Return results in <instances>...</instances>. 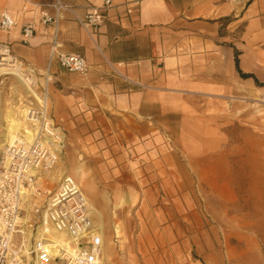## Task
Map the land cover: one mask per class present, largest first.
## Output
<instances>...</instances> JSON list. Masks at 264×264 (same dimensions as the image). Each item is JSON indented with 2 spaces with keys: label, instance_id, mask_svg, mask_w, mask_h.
Segmentation results:
<instances>
[{
  "label": "rangeland",
  "instance_id": "rangeland-1",
  "mask_svg": "<svg viewBox=\"0 0 264 264\" xmlns=\"http://www.w3.org/2000/svg\"><path fill=\"white\" fill-rule=\"evenodd\" d=\"M239 61L264 85V41L250 40ZM0 82L1 153L9 145L5 116L12 111L23 121L20 134L31 130L20 117L40 91L11 75ZM168 103L145 118L47 100L45 119L63 148L54 169L33 178L23 223L31 207L41 215L47 209L59 174L75 181L76 162L94 199L77 184L102 215L104 264H264V86L240 81L216 101Z\"/></svg>",
  "mask_w": 264,
  "mask_h": 264
},
{
  "label": "crops",
  "instance_id": "crops-1",
  "mask_svg": "<svg viewBox=\"0 0 264 264\" xmlns=\"http://www.w3.org/2000/svg\"><path fill=\"white\" fill-rule=\"evenodd\" d=\"M30 1L40 7L24 12L23 0H0V14H11L15 21L11 31H0V45L34 74L40 92L44 76L49 77L51 104L63 103L76 112L81 107L142 111L146 118L155 105L166 107L169 100L216 101L233 93L234 84L253 82L238 75L234 50L240 60L250 40L264 41V0H111L99 26H81L67 13L56 37L52 26L42 22L46 9L41 5L53 0ZM63 1L80 19L103 3ZM27 24L34 26V35L24 42L21 31ZM53 42L62 53L81 55L90 67L87 75L50 62ZM239 68L253 75L240 61Z\"/></svg>",
  "mask_w": 264,
  "mask_h": 264
},
{
  "label": "built area",
  "instance_id": "built-area-1",
  "mask_svg": "<svg viewBox=\"0 0 264 264\" xmlns=\"http://www.w3.org/2000/svg\"><path fill=\"white\" fill-rule=\"evenodd\" d=\"M38 6L40 7L30 0H23L22 11L29 12ZM111 6V0H103L101 7L92 8L83 19H80L74 14L73 7L69 3L63 0H53L47 5H41V8L46 9L42 12V22L52 26L54 37H56L59 22L67 13H70L81 26L95 28L103 22L105 12ZM48 10H51L53 15H50ZM14 22V17L11 14L1 13L0 31L4 33L11 31ZM33 35L34 26L32 24L23 26L21 36L24 42L32 39ZM59 48L60 46L56 42L52 43L49 52L50 62L53 59L60 68L70 73L86 76L90 67L84 58L76 53H62L58 50ZM1 52H5L6 56H11L13 61L19 65L20 77L18 78L31 91L36 85L34 74L21 67L17 59L9 53L7 45H0V54ZM48 83L49 77L44 76L41 92L33 97L35 101L28 106L25 116L27 123L30 122L28 124L34 123L35 119H38L41 129L43 122H49L45 119ZM3 124L5 125V123ZM30 126L31 129H34L32 125ZM47 130L52 131L50 126ZM2 131L4 128H0V133ZM22 132L20 134L22 139L19 138L12 144L6 145L0 153V228L2 229L0 264H102V259H98L101 254L102 241L99 230L92 222V209L79 185L72 178L68 176L62 178L46 209V215L52 227L70 238L67 241L68 244L62 243L64 248H61L59 252L52 251L53 248L50 247L52 244L45 241L46 235L40 233L42 225L39 224V220L41 218L43 222V214L41 215L39 208H32L31 219L23 223L25 217L23 205L27 202L26 192L30 189L28 182L35 178L34 173L39 169H42L40 170L42 172L39 173L48 172L53 166V159L49 155L51 152L47 153L44 159L38 158L41 152L45 154L47 151L44 147L41 130L33 136L35 139L32 142L25 137V134L32 133V130H22ZM53 142L55 143V140ZM44 167L48 168L44 169ZM26 226L30 229V236L27 234ZM25 244L28 246L27 255L22 253ZM44 247L46 249H43ZM26 256L30 258L25 259Z\"/></svg>",
  "mask_w": 264,
  "mask_h": 264
},
{
  "label": "bare ground",
  "instance_id": "bare-ground-1",
  "mask_svg": "<svg viewBox=\"0 0 264 264\" xmlns=\"http://www.w3.org/2000/svg\"><path fill=\"white\" fill-rule=\"evenodd\" d=\"M0 55H2V58H0V61L2 60V62H0V78L7 76V75L15 76L17 78L20 77V75H19L20 67L16 62L13 61L11 56H6L5 52H1ZM244 68H246V67H244ZM29 103L33 104L32 102H29ZM24 112L25 113H23L21 115L22 117H20L22 119H23V116L24 117L26 116V111H24ZM5 117H6L5 121L7 123V126L5 127L6 133L4 136V141L7 144H12V142L14 140H17L21 137L19 134V130H20V123L21 122L23 123V121L20 122L18 120L17 115H15L12 111H9ZM28 118H30V117H28ZM28 123H30V122H28ZM25 125H26V123H25ZM28 125H32L35 129V130L31 129L32 133L27 132V134H25V137L27 139H29L30 142H32L35 139V137H33V136H35V134L38 133L39 130H41V132L43 133L42 138H43V142H44V147L47 149V151L45 154L41 152L39 154L38 158L44 159L46 157L47 153L51 152L49 155L52 156L53 166L48 172H46V173H50L54 169V167L57 165L58 155H59L61 149L63 148V146L61 145L60 139L58 138V135H56L54 133V130H52V131L47 130V128H49V125H50L48 122H43L42 129L39 126L40 121H38V119H35L34 123H31ZM53 140H55V143L53 142ZM0 148H1V145H0ZM41 148H43V147L41 146ZM49 159H51V157H49ZM71 165H72V170L69 174L75 179L76 183L78 182L81 185L80 187L83 188L84 192L90 197V199H94V196H95L94 187H92L89 180L86 179V175H85L82 167L79 164H77L76 162H72ZM46 168H48V167H44V169H46ZM33 170H35V169H33ZM40 170H42V169H39L38 172L34 173V177L38 176L39 172H42ZM62 173L59 175L57 174L58 178L56 177V179H58L59 182H61V180L63 178ZM50 180L53 181L54 179L52 178ZM28 183H29L30 190L36 191L35 186L37 185V182L34 180H30ZM48 194H50L49 191L47 192V195ZM217 199L221 200L219 198V196ZM95 203H96V201H95ZM90 204L92 205V207H93L92 210L94 211L95 215L97 216V218L99 220L97 229L99 230V235L101 237V241H102L101 247L102 248H101V254L98 257V259H102V257H103L104 261L108 263L109 262L108 252H107L106 247L104 246V231H105V229H104V224L102 222V215L98 211V208L93 203L90 202ZM34 207L40 209L39 206H33V207H31V209ZM46 214H47V212L45 210L43 212V224L40 227V233L42 235H46L45 241H48L49 244H52L50 246L51 248H53L52 251H56V252L58 251L59 252L61 248H64V246H62V243H67V241H69L70 238L66 234H64L60 231H56L52 227V225H51ZM1 232H2V229L0 228V235L2 234ZM27 247H28L27 244H25L24 245V251L22 252L23 255H27ZM43 249H46V247H44ZM73 253L75 254V252H73ZM102 264H104V263L102 262Z\"/></svg>",
  "mask_w": 264,
  "mask_h": 264
},
{
  "label": "trees",
  "instance_id": "trees-1",
  "mask_svg": "<svg viewBox=\"0 0 264 264\" xmlns=\"http://www.w3.org/2000/svg\"><path fill=\"white\" fill-rule=\"evenodd\" d=\"M238 55H239V52L234 50V66H235V69H236L238 75L240 76V78H242V79H252L254 81L255 85L264 86V85H260L258 83L257 79L252 74H244V73H242L241 69L239 68Z\"/></svg>",
  "mask_w": 264,
  "mask_h": 264
}]
</instances>
